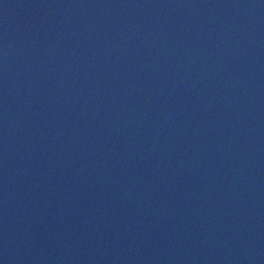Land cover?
<instances>
[{
	"label": "water",
	"instance_id": "95a60500",
	"mask_svg": "<svg viewBox=\"0 0 264 264\" xmlns=\"http://www.w3.org/2000/svg\"><path fill=\"white\" fill-rule=\"evenodd\" d=\"M0 264H264V0H0Z\"/></svg>",
	"mask_w": 264,
	"mask_h": 264
}]
</instances>
